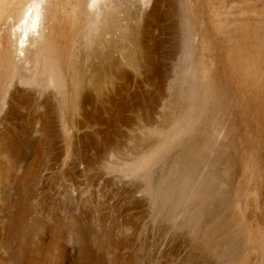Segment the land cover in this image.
Here are the masks:
<instances>
[{"label": "rangeland", "instance_id": "1", "mask_svg": "<svg viewBox=\"0 0 264 264\" xmlns=\"http://www.w3.org/2000/svg\"><path fill=\"white\" fill-rule=\"evenodd\" d=\"M112 1L115 34L143 14L138 73L86 89L63 131L52 88L0 93V264H264V0ZM13 3L2 50L24 21ZM185 95L186 138L125 175L139 122Z\"/></svg>", "mask_w": 264, "mask_h": 264}, {"label": "bare ground", "instance_id": "2", "mask_svg": "<svg viewBox=\"0 0 264 264\" xmlns=\"http://www.w3.org/2000/svg\"><path fill=\"white\" fill-rule=\"evenodd\" d=\"M64 1L14 0L10 16H21L24 21L19 35L11 27L4 50L0 42V93L11 86L28 87L35 94L52 88L62 131L70 116L87 110L86 89L99 92L117 80L123 81V68L138 73L149 44L147 32L140 24L142 12L134 19L135 26H126L115 34L112 30L118 27V2ZM113 50L118 56L111 61L109 53ZM185 96L186 103L174 99L168 104L161 125L145 131L150 121L145 117L139 122L140 138L118 165L123 166L125 175L145 177L146 170L161 154L186 138L199 112L191 102L193 96ZM151 133L158 140L152 136L156 141L149 143Z\"/></svg>", "mask_w": 264, "mask_h": 264}]
</instances>
